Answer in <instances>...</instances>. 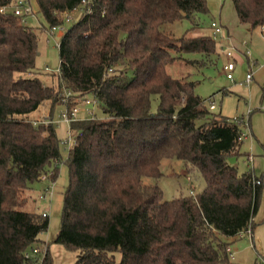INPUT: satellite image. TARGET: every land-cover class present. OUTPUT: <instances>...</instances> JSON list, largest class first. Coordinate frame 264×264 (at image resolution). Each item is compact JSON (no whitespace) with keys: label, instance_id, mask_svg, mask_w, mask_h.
<instances>
[{"label":"trees","instance_id":"16d2710c","mask_svg":"<svg viewBox=\"0 0 264 264\" xmlns=\"http://www.w3.org/2000/svg\"><path fill=\"white\" fill-rule=\"evenodd\" d=\"M15 1L0 0V9ZM82 1L36 0L51 28ZM232 2L242 24L264 30V0ZM81 12L59 42L56 85L35 71L38 34L23 17L0 12V264H53L49 249L38 247L49 216L22 208L31 186L52 166L56 178L62 161L54 126L31 114L47 104L53 116L65 91L92 96L105 119L70 124V180L52 243L75 253V264L227 262L223 238L254 230L264 183L228 163L240 155L242 123L213 113L193 82L168 72L177 61L204 68L219 58L214 37L165 30L184 19L196 28L208 0H91ZM190 53L201 59L186 60ZM167 159L198 170L204 191L163 201L161 188L145 179H159Z\"/></svg>","mask_w":264,"mask_h":264},{"label":"rangeland","instance_id":"374dc122","mask_svg":"<svg viewBox=\"0 0 264 264\" xmlns=\"http://www.w3.org/2000/svg\"><path fill=\"white\" fill-rule=\"evenodd\" d=\"M31 3L34 12L26 14L23 20L39 36L35 71L46 85H56L54 75L58 74L60 67L59 42L61 37L80 20L82 12L80 9L70 12L71 21L66 22L64 18L63 24L57 26L54 34H51V27L39 13L36 0H31ZM208 7V15L200 16L196 28H193L190 20L184 19L166 25L165 30L175 38H181L185 34L213 37L211 25L217 22L224 28V31L214 38L219 44V58L213 65L204 68H196L184 61H177L168 67V72L173 78H184L193 82L195 93L205 101L207 107L211 102L215 104L216 109L213 113L242 123L243 142L240 155L229 157L228 163L236 167L239 174L254 171L264 183V30L256 28L250 31L249 25L242 24L232 0H208ZM228 51L234 53V59L227 56ZM185 59L200 60L201 56L190 53L185 55ZM231 60L235 61L236 69L233 80H228L224 67ZM248 74L252 77L249 83L246 81ZM65 92L67 97L69 92ZM68 98L71 102L69 107L79 102L78 120L105 119L104 113L96 103L86 104L74 95ZM85 98L94 101L90 95ZM63 103L64 101L56 106L53 116L47 104H43L31 114L36 123L45 126L53 123L60 140L62 161L58 166L56 178L53 177L55 167L52 166L42 180L31 186L28 191V202L22 208L28 212L48 213L50 226L44 233L48 241L53 240L61 229L64 192L70 180L66 160L74 144L69 123L62 117L67 108ZM153 109H157V103L153 104ZM161 172L162 176L159 179L148 178L145 182L157 184L161 188L163 201L196 196L206 188V181L200 172L198 170L189 172L181 160H164ZM43 196L44 199L41 198ZM254 224L253 234L223 238L230 244L231 256L222 264H264V196L259 212L254 218ZM68 252L75 259V253ZM116 257L119 262L121 254L118 253Z\"/></svg>","mask_w":264,"mask_h":264},{"label":"built area","instance_id":"2783aa9c","mask_svg":"<svg viewBox=\"0 0 264 264\" xmlns=\"http://www.w3.org/2000/svg\"><path fill=\"white\" fill-rule=\"evenodd\" d=\"M90 6H91V0H83L82 3L78 7H76L74 10H77V9L83 10V8L90 9ZM0 12L1 13H12L13 15H15L17 17H23L24 18L26 14L33 13L34 10H33V7H32L31 0H16L9 7L1 8ZM70 12H72V11L64 13V18H65L66 22H70L71 21V17H69V13ZM56 28H57V26L51 28V34H54ZM211 28L213 30V37L214 38H216L217 35L221 34L224 31L223 26L218 24L217 22H213L212 25H211ZM226 54L231 59L235 58V55H234V53H232V51H228ZM235 69H236V63H235L234 60H231L230 62H228V64L225 65L224 70L227 73V79L228 80H233V73H234ZM251 79H252L251 75L248 74L247 77H246V81L249 83L251 81ZM67 95L68 96L64 98V103H63V104L66 105L67 108H66V111H64L62 113V117L64 118V120L66 122L69 123V126H70V124L73 121H78L77 113H78V110H79V108H78L79 102H76V104H74L72 107H69V104L71 102L68 100L69 99L68 97L71 96V94L68 93ZM80 100H81V102H85L86 104L95 103L94 101L91 102V101L87 100V98H81ZM209 108H210L211 111H214L216 109V106H215V104L213 102H211ZM91 113L93 114V111H91ZM47 125H49V124H47ZM70 132H72V131L70 130ZM72 136L74 138V134ZM242 138H243V135H242ZM242 138H241V140H242ZM74 143H75V138H74ZM41 198L44 199L45 196H43ZM46 215H48L47 212L44 213V216H46ZM246 233L253 234L251 225L248 228H246L245 230H242L238 234V236H242V235H244ZM25 257L29 258L30 254H26Z\"/></svg>","mask_w":264,"mask_h":264},{"label":"crops","instance_id":"0c3cea01","mask_svg":"<svg viewBox=\"0 0 264 264\" xmlns=\"http://www.w3.org/2000/svg\"><path fill=\"white\" fill-rule=\"evenodd\" d=\"M263 180V179H262ZM46 235H41L40 247L43 251L49 249L52 257L53 264H75V259L71 253H69L62 245L53 244V240H46Z\"/></svg>","mask_w":264,"mask_h":264}]
</instances>
